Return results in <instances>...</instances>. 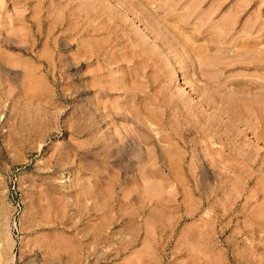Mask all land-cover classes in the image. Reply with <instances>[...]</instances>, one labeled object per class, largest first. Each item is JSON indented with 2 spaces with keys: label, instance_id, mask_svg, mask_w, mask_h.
Wrapping results in <instances>:
<instances>
[{
  "label": "rangeland",
  "instance_id": "1",
  "mask_svg": "<svg viewBox=\"0 0 264 264\" xmlns=\"http://www.w3.org/2000/svg\"><path fill=\"white\" fill-rule=\"evenodd\" d=\"M0 264H264V0H0Z\"/></svg>",
  "mask_w": 264,
  "mask_h": 264
},
{
  "label": "bare ground",
  "instance_id": "2",
  "mask_svg": "<svg viewBox=\"0 0 264 264\" xmlns=\"http://www.w3.org/2000/svg\"><path fill=\"white\" fill-rule=\"evenodd\" d=\"M258 53H259V51H256V55H257ZM256 58H257V59H253V60H255V62H256V60L259 61L260 58H258L257 56H256Z\"/></svg>",
  "mask_w": 264,
  "mask_h": 264
}]
</instances>
